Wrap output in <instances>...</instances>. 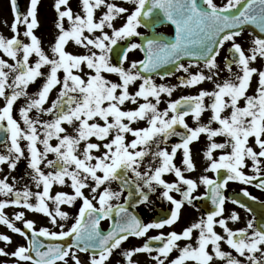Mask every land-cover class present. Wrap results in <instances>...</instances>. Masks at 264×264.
I'll list each match as a JSON object with an SVG mask.
<instances>
[{
  "label": "snow or ice",
  "instance_id": "1",
  "mask_svg": "<svg viewBox=\"0 0 264 264\" xmlns=\"http://www.w3.org/2000/svg\"><path fill=\"white\" fill-rule=\"evenodd\" d=\"M40 3L29 0L25 13L10 0L13 35L0 33V225L24 239L11 252L0 247L13 258L4 264H264V214L242 221L226 202L251 208L225 195L229 182L264 191V0H54L49 51L36 34ZM166 25L171 34L158 31ZM248 26L256 34L245 47ZM70 42L85 51H69ZM134 50L143 58L129 60ZM205 82L214 87L198 88ZM177 89L198 94L173 99ZM154 197L170 208L145 222L138 210L152 209ZM13 207L23 209L14 219L5 212ZM189 208L204 211L180 231L148 235ZM0 242L15 243L3 233Z\"/></svg>",
  "mask_w": 264,
  "mask_h": 264
},
{
  "label": "rangeland",
  "instance_id": "2",
  "mask_svg": "<svg viewBox=\"0 0 264 264\" xmlns=\"http://www.w3.org/2000/svg\"><path fill=\"white\" fill-rule=\"evenodd\" d=\"M117 2H122V0H117ZM40 4H41V6L39 8L40 16L38 18L40 20V17H41V19L43 20V24H40V27H39L40 30L37 29L36 30V34L42 39L43 46H44L45 50L49 51V46L52 43L54 36L57 34V29L55 28V21L57 19V14H56V12L54 10V7H53L54 0H41ZM20 5L22 6V9L26 13L27 10H28V7H29V0H20ZM5 21H7V24H5ZM12 22H13V12H12V8H11L10 0H0V33L5 35L6 37H11L13 35V33L11 32L9 26L11 25ZM122 23H123V21H119L118 20L117 21V26H119ZM20 27H21V31H23L24 30V26L21 25ZM141 31H143V29H141ZM158 31L171 34V29L168 28V27H161V28L158 29ZM125 42L126 41H122L120 43L124 44ZM70 44H72V46L70 48H75L76 47V45H74L72 42H70L69 45ZM70 48L68 46V50L69 51H71ZM2 55H3V53H0V56H2ZM128 55H129V60H138V59H142L143 58L142 52H140L139 50H134L132 52H129ZM4 58L8 59L7 57H4ZM32 59L34 60V57ZM124 66L128 67L129 65H128L127 62H125ZM46 70L47 69H45V71ZM196 70L197 69H195V71ZM106 75H108V77L110 79L114 80V81L118 80V77H116L114 74H106ZM154 79L157 81V83H164V82L176 83L174 76L168 77L165 81H161L159 77H155V76H154ZM136 87H137L136 85L131 86L130 90L131 91H135ZM35 88H36V85H31L30 88H29V91L32 92ZM188 94H192L191 90H189V89H177L176 93H174V95H173V99H175L176 97H178L180 95H188ZM54 96H55V92L53 93V98H54ZM3 103H4V101L2 99H0V106H2ZM20 103H22V101L18 102V104H20ZM165 106H166V104H163V103L161 104V108H163ZM126 107H134V106L129 104V105H126ZM14 114L18 116V113H16L15 110H14ZM53 143H55V142H53ZM13 175H15V174L13 173ZM30 186H32V185H30ZM57 186L59 187V185H57ZM86 194H87V191H86ZM77 207H78V205H77ZM77 207H73V208H69L68 207L67 211H69L70 213L74 214L77 211ZM227 209H232V208L228 207ZM232 210H235L236 212L239 213V215L242 218V221H246V220L251 219L253 217L248 211H245L244 209H242L240 207H239V210L238 209H232ZM18 211H21V210L13 207L10 210H7L5 212L10 216V218L14 219L15 213L18 212ZM30 213L31 212H27L26 211V217L28 215L31 216ZM196 218L197 217H194L191 220H189L187 222L188 225H189V223L191 221L195 220ZM15 223L18 225V221H16ZM38 225L39 224L37 223V226ZM49 225H50V223L48 222V227H49ZM108 225H109L108 221H105V222L102 223V227L104 229H106L108 227ZM174 226L175 225H173L170 228L169 227H165L164 229H159V230H156V229L150 230L148 235L150 236L152 234V232H156L158 234L160 232H164L166 234L169 231L176 230V227H174ZM229 226L233 227L234 229H236V228L244 227V223L243 222H237V223L233 224V223L230 222ZM0 229L2 231L0 233L8 234V235L12 236L13 240L15 241V243L13 245H10V246H6L5 244L3 245L5 247L6 251L11 252L16 247V244H23L24 243V240H22L21 237L18 234L12 233L5 226L1 225ZM216 230L218 232H220L221 234H223L222 233V229H220L218 225L216 227ZM143 239H139V240L138 239H136V240L132 239V243L134 245H136V246H139V245L142 244V240ZM229 250H231V249H229ZM80 256H81V259L83 261H85V262L87 261V255H81L80 254ZM0 258H3L2 259V262H3L2 264H4V262L6 260L10 261V260L13 259L11 257H2V256H0Z\"/></svg>",
  "mask_w": 264,
  "mask_h": 264
},
{
  "label": "flooded vegetation",
  "instance_id": "3",
  "mask_svg": "<svg viewBox=\"0 0 264 264\" xmlns=\"http://www.w3.org/2000/svg\"><path fill=\"white\" fill-rule=\"evenodd\" d=\"M216 2L217 3H223L224 2V0H216ZM73 8H74V11L75 10H77L76 9V7H75V3H73ZM98 15H99V13H98ZM40 16V10H38V17ZM39 19V18H38ZM40 24H43V20L41 19V17H40ZM164 27H168V28H170L168 25H166V26H164ZM40 30V29H39ZM250 33H252L251 31H246L244 34H243V37H242V39H243V41L245 42V47H247L248 46V43H250L251 42V40L254 38V35L255 34H253V35H250ZM134 40H135V38H133ZM137 40H138V38H136ZM72 46V44H70L69 45V48ZM226 47H227V45H226ZM70 50L71 51H75V52H83V51H85L84 49H82V48H79V46H76L75 48H70ZM224 54H226L225 52H223L222 51V56L224 55ZM202 67V66H201ZM191 71H195V69L193 68V69H191ZM177 75H184L183 73H177ZM226 75V74H225ZM175 77V76H174ZM175 80H176V82H178L177 81V79H176V77H175ZM214 86H213V84L211 83V82H205L204 84H202V85H200V86H198V88H204V89H208V90H211L212 88H213ZM255 87V84H253V88ZM189 90H191V92H192V94L191 95H195V94H198V92H197V89H189ZM33 91H35V89L33 90ZM32 91V92H33ZM250 93H251V90H250ZM189 95V94H188ZM181 96V95H180ZM177 98H179V96L178 97H176L175 99H177ZM208 102V98H206V103ZM241 105H243V101H241ZM210 116V113L209 112H206L205 114H204V116L202 117V119L206 122L207 121V119H208V117ZM188 122L190 123V124H192L193 123V121L191 120V118L189 117L188 118ZM215 126V125H214ZM203 139V138H202ZM217 140H218V142H223V140H224V138L223 137H220V138H217ZM53 142H55V141H53ZM201 147H203V145H201V144H196V145H194V149H200ZM219 153H217V155H218ZM178 158H179V154H178ZM197 162H198V165L201 167V169H202V167L204 166V161H203V157H202V155L201 154H197ZM250 163V162H249ZM23 169H25V164L21 161V164L20 165H18V169H17V172H15L14 174L15 175H21L22 174V171L21 170H23ZM224 170H222V172H223ZM245 171H249V169H245ZM200 173H192V174H190V175H192L193 177H195V176H197V175H199ZM207 175H209L210 177H214V174L213 173H207ZM169 180H171V179H174V177H172V176H168L167 177ZM33 188V191H37V189L33 186L32 187ZM247 189V191L251 194V196H254V197H256L257 198V200H255V201H258V202H261V203H264V192L263 191H261L260 189H257V188H255V187H253V186H251V185H244V184H240V183H238V182H229V184H228V186H227V188H226V190H225V195L226 196H231V195H234L235 193H239V192H241L242 193V189ZM58 190H62V191H67V192H71V189L70 188H67V187H64V188H61L60 186L58 187L57 185H55L54 186V188H53V191L55 192V191H58ZM87 191V190H86ZM205 191V189H204V187L203 186H201L200 187V189H199V192L197 193V194H202L203 192ZM177 195V198H179V196H178V194H176ZM0 199H3V197H0ZM154 200H155V205H154V207L152 208V209H143V211H142V213H143V216L146 218V219H150V217H154L155 216V214L157 213V211L159 210V209H169L170 208V205L167 203V202H164V203H162L161 201H159L158 199H155V197H154ZM197 204L199 205V204H203V201H198L197 202ZM77 205H79V202L77 203ZM228 207H230V208H232V209H238L239 210V205L238 204H232L231 202H226V208H228ZM62 208H63V210H68V206H62ZM11 208H7V209H5V210H10ZM20 210H23V209H20ZM26 211V210H25ZM203 211H204V208H201V210H200V212H196L195 210H193V209H187V211L184 213V215L182 216V218H181V220L179 221V222H177V224H175V226L174 227H176V231H180V230H182L184 227H186L187 225H188V221L189 220H191L192 218H194V217H199L202 213H203ZM31 214V216L30 215H28L26 218H28V219H33L35 222H36V224L38 223L39 225L37 226V227H40V226H48V218L47 217H45V216H43V215H41V214H36V213H30ZM1 226V225H0ZM17 226H20V227H22V223H19V225H17ZM49 227L50 228H52L53 230H56L55 229V226H52L51 224L49 225ZM0 232H2L1 231V229H0ZM155 235H158V233H156V232H152V234L150 235V236H155ZM184 243H186V241H182L181 242V244L183 245ZM4 245V242H0V247H4L3 246ZM223 247H224V250H229V248H228V246L227 245H223ZM176 255H178V253H176V252H174L173 254H172V257L174 258ZM3 257V256H2ZM1 260H0V264H2L3 262H2V259L3 258H0ZM140 260H144V257L143 256H141L140 257ZM189 264H191V262H189Z\"/></svg>",
  "mask_w": 264,
  "mask_h": 264
},
{
  "label": "water",
  "instance_id": "4",
  "mask_svg": "<svg viewBox=\"0 0 264 264\" xmlns=\"http://www.w3.org/2000/svg\"><path fill=\"white\" fill-rule=\"evenodd\" d=\"M248 28H250L251 30H253L254 32H255V30L251 27V26H248ZM173 140H174V138H173ZM236 197V196H235ZM237 197H239V199L241 200V201H245V202H247V204L249 205V207L251 208V209H253V210H257L258 209V205H256V204H254V203H252V202H250L249 200H247L246 198H244L242 195H239V196H237ZM208 206V205H207ZM167 212H160L158 215H157V217L155 218V219H159V218H161V217H163L165 214H166ZM155 243V242H154Z\"/></svg>",
  "mask_w": 264,
  "mask_h": 264
}]
</instances>
